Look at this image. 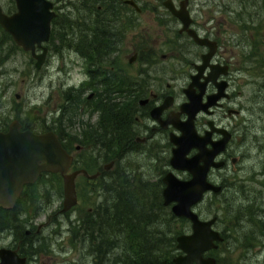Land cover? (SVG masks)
<instances>
[{"label":"flooded vegetation","instance_id":"1","mask_svg":"<svg viewBox=\"0 0 264 264\" xmlns=\"http://www.w3.org/2000/svg\"><path fill=\"white\" fill-rule=\"evenodd\" d=\"M119 1L122 4L113 5V12L106 6H96L98 13L94 12L92 6L90 10L88 6L82 10V18L86 23L97 21L104 35L114 38L113 47H107L109 51L101 55L103 59L99 75L113 76L116 87H102L103 81H100L101 87L80 84L77 87L83 86L78 89L73 87V98L79 99L78 102L89 108L93 115L95 111L88 103H99L106 97L112 103H118V106L124 105L123 113L118 116L125 119L115 126L113 159L107 162L98 160L88 166L78 165L76 162L84 163L90 153L95 154V148L93 150L89 144H78L72 152L67 151L72 157L67 173L79 172L75 178L77 198L80 178L90 199L101 203L108 199L107 194L111 191L107 183H113L112 179H115L113 188L122 180L134 188L143 182L153 184L158 187V197L162 202V192L166 186L164 179L168 174L180 181L190 180V174L172 168L170 160L175 148L172 139L181 136L177 126L188 118L181 112L182 105L188 102L185 90L192 87L191 91L199 96L201 105L213 102L211 107L196 114L193 120L196 135L200 138L207 136L205 148L209 152L215 149L214 144L225 141L224 148L212 160L221 165L218 168L210 167L207 173V181L221 188L219 192L210 191L204 195V198L209 196L210 218L202 217L199 207L201 202L192 210L197 207L194 213L201 221L214 220L211 228L219 233L223 243L225 237L218 228L220 219L216 212V201L227 189L225 183L240 174L234 168L238 159L234 157L232 148L243 149L241 157L247 159L251 156V147L258 146L261 139L264 141V137L257 136L255 142H249L251 126H248V117L237 122L241 112L249 113L253 109H248L247 101L242 106L238 101L239 93L236 95L233 89L234 77L241 70V61L233 62V58L241 56L246 61L249 57L264 59V0H164L161 4L164 10L157 12L156 19H151V22L139 19L143 10L138 0H130L137 8L124 3L126 0ZM166 1H171L175 10L183 5L190 18L188 30L202 44L195 42L183 30L182 22L163 6ZM86 30L89 35L94 28L88 25ZM169 60H176L177 63L169 66ZM84 62L86 70L89 63L85 59ZM210 74L216 76L213 81L209 80ZM93 84L97 86L96 82ZM72 106L69 105V113ZM251 121H254V116ZM197 154V149H191L187 156L192 158ZM228 163L232 165L231 170L227 169ZM83 171L89 177H97L83 176ZM241 176L247 184L242 181L245 192V212L242 216L247 229L243 241L245 247L251 249L258 246L257 243L264 244V217L261 220L263 212L259 207L263 204L264 196L262 190L254 189L255 185L264 186V162L252 165V169L241 173ZM167 208L171 210V206ZM120 231L128 232L129 235L133 233L127 228ZM39 233L40 229H37L35 234ZM30 234L26 233V236ZM216 244L220 246V243ZM211 252L204 253L203 257H212ZM180 254L177 252L175 256ZM40 264L50 263L43 261Z\"/></svg>","mask_w":264,"mask_h":264},{"label":"rangeland","instance_id":"2","mask_svg":"<svg viewBox=\"0 0 264 264\" xmlns=\"http://www.w3.org/2000/svg\"><path fill=\"white\" fill-rule=\"evenodd\" d=\"M50 1L58 17L63 14H75L73 6H70L74 0ZM163 1L138 0L143 10L139 19L146 22H151V19L155 20L156 13L164 10L161 5ZM174 1L178 2L179 0ZM13 5V0H0V6L6 14L12 13ZM15 48L16 55L0 69V106L8 115L5 120L7 126L13 120L24 121L26 126L40 133V130L52 127L50 125L59 124L61 121L63 126H66V132L70 137H74L88 125L97 123L100 112L91 115L89 108L73 99L75 94L73 87L80 88L77 86L84 84L86 80L85 62L77 52L62 46L61 39L53 41L52 44L47 43L46 61L43 67L37 71L34 67L35 61L30 54L23 52L17 46ZM39 52L40 50H38ZM240 61L239 70H241L234 77L233 89L236 95L239 93V103L244 106L247 101L249 106L247 108L251 107L253 110L249 113L241 112L237 122L248 117V126H251L248 138L249 142H253L257 136L264 137V87H255L256 83L264 84V59L249 57L246 61L244 57L241 59V56L233 58V62L239 63ZM176 63V60L168 61L169 66H175ZM16 95L19 97L16 98ZM66 98L72 100V114L68 112L69 103ZM67 103V110L64 111L61 106L63 104L67 106ZM251 112L254 121L250 123ZM241 131L242 128L239 132L241 133ZM259 141L258 146L251 147L249 152L252 157H246L247 159L241 157L243 149L232 148L234 157L238 159L234 168L240 174L236 179L232 178L230 182L225 183L228 187L216 201L218 203L216 212L220 219L218 228L224 232L225 237L218 249L210 253L218 260L217 264H264V244L257 243L258 246L247 249L246 243L243 241L247 229L243 225L242 216L245 212V202L243 201L245 192H243L241 173L251 170L254 164L264 162L262 155L264 141L263 139ZM75 145L78 143L69 145L68 152H70L69 150L72 152ZM227 169H232L230 163H228ZM233 182L235 184H232ZM243 182L247 185L245 181ZM78 187L77 205L68 213L62 214L60 212L63 201L62 178L58 175L44 177L43 182H38L35 188L26 192L16 213L6 216L0 222L5 224L4 228H0V248L13 249L19 246L30 254L26 257L28 264H40L43 261H48L50 264H109L95 258L93 254H90L88 246L80 242L81 225L90 217V214L96 213L101 202L90 199L81 178ZM254 189L262 190L264 196V186L255 185ZM208 197L207 195L199 206L202 217L207 219L210 218ZM262 203L259 206L263 212L261 220L264 217V200ZM196 212L198 213V210ZM21 224L22 229L19 230L18 227ZM182 224L184 225L178 228V231L182 234H189L191 224L189 222L188 225L187 223ZM37 229H40L39 234H35ZM26 233L31 234L26 236ZM109 234L110 232L107 234L108 238ZM29 242L35 243L31 249L24 247ZM176 253L177 251H174V254Z\"/></svg>","mask_w":264,"mask_h":264},{"label":"water","instance_id":"3","mask_svg":"<svg viewBox=\"0 0 264 264\" xmlns=\"http://www.w3.org/2000/svg\"><path fill=\"white\" fill-rule=\"evenodd\" d=\"M13 1L15 11L11 14H6L0 6V27L10 35L17 47L30 54L35 60L34 67L40 70L47 56V48L43 44L50 39L51 21L55 17L53 4L50 0ZM124 3L137 8L133 1L126 0ZM163 6L182 22L183 30L195 42L202 44L195 34L188 30L190 18L183 5L175 10L171 1H166ZM37 50L41 52L37 53ZM209 76L212 81L216 77L213 74ZM191 90L192 87L185 90L188 102L182 105L181 112L188 118L177 126L181 136L172 139L175 148L170 160L172 168L188 172L191 179L180 181L168 174L164 179L166 186L162 192L163 205H170L176 218H184L191 224L190 234H181L175 239L176 249L182 254L175 256L172 263L217 264L214 257L204 258L203 254L217 249L216 243H221L223 238L211 228L214 220L201 221L192 208L203 200L206 193L221 190L207 181V173L210 167L218 168L221 165L212 160L224 148L225 141L214 144L215 149L211 152L206 150L207 136L200 138L196 135L193 120L198 112L211 107L213 102L201 105L199 96H195ZM18 97L19 95H16V98ZM191 149H197L198 154L188 158ZM71 163L72 157L62 147L54 132L34 133L22 130L20 123L13 120L6 132H0V208L13 209L24 186L36 183L41 174L50 173L62 177L61 212H69L77 204L75 178L79 174L67 173ZM81 173L88 178L97 177H89L85 171ZM0 264H27V260L21 257L17 250L0 248Z\"/></svg>","mask_w":264,"mask_h":264},{"label":"trees","instance_id":"4","mask_svg":"<svg viewBox=\"0 0 264 264\" xmlns=\"http://www.w3.org/2000/svg\"><path fill=\"white\" fill-rule=\"evenodd\" d=\"M115 4H122V2L119 0H74L73 3H70L75 11L74 15L63 14L51 21V34L47 43L52 44L53 41L61 39L62 46L72 49L86 62L88 61L89 67L85 70L87 77L83 84L85 87H101L100 81H103L102 87H116L113 76L99 75V66L103 59L101 55L109 51L106 49L107 47H113L114 38L105 36L97 21L86 23L82 18L84 6H88L89 10L92 6L94 12L98 13L96 6L109 7L110 12H113ZM14 11L15 5H13L12 13ZM8 13L11 14V12ZM88 25L94 28L89 35L86 30ZM47 43L43 46L46 47ZM15 46L10 35L0 27V69L16 55ZM93 82H96L97 86H94ZM255 87H264V84L256 83ZM66 100L69 105L73 104L70 98H66ZM78 100L74 99V101ZM68 103L67 106L66 104L61 106L64 111L67 110ZM88 105L93 111L100 112V117L97 123L88 125L80 134L70 137L66 132V126H63L61 121L59 124L55 123L50 125L52 127L40 130V133L54 132L66 151H68L69 142L79 145L89 144L93 150L95 148L96 153H90L84 163L76 162L78 165L85 166L96 163L98 160L107 162L114 158L115 126L117 127L118 122L122 123L125 119L123 116H118L124 110V105L118 106V103H112L106 97H103L99 103H88ZM7 118V113L0 106V132L7 131L9 126L5 122ZM19 123L22 130L35 132L26 126L24 121ZM48 175L55 176V174L43 173L36 183L25 186L13 209L3 210L0 208V222L6 216L16 213L26 192L35 188L38 182H43L44 177ZM112 181L113 183H107L111 191L107 194L108 199L99 204L96 213L90 214V217L81 225L80 242L88 246L90 254H93L95 258L109 264H173L172 259L175 256L174 251H176L175 239L182 234L178 228L184 225L182 223L188 225V221L176 218L170 209L162 204L158 197L157 186L143 182L142 185L134 188L122 180L113 188L115 179ZM150 196L151 200L148 199ZM4 225L0 223V228H4ZM18 228L21 230L22 224ZM124 228L131 229L133 233L129 235L128 232H121L120 230ZM108 232H110L109 238L107 237ZM120 238H126V240L123 241ZM34 244V242H29L24 247L31 249ZM13 249L17 250L21 257L30 255L19 246Z\"/></svg>","mask_w":264,"mask_h":264}]
</instances>
